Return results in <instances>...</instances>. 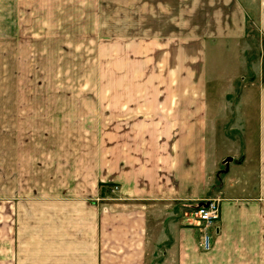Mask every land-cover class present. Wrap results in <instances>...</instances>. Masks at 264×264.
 I'll return each instance as SVG.
<instances>
[{"label":"crops","instance_id":"crops-1","mask_svg":"<svg viewBox=\"0 0 264 264\" xmlns=\"http://www.w3.org/2000/svg\"><path fill=\"white\" fill-rule=\"evenodd\" d=\"M260 2L0 0L12 25L41 10L46 38L106 25L109 74L106 98L46 103V130L0 129V264H262L264 84L232 96ZM209 199L206 230L189 208Z\"/></svg>","mask_w":264,"mask_h":264},{"label":"rangeland","instance_id":"rangeland-1","mask_svg":"<svg viewBox=\"0 0 264 264\" xmlns=\"http://www.w3.org/2000/svg\"><path fill=\"white\" fill-rule=\"evenodd\" d=\"M257 2L261 3L260 0ZM21 13L26 14V11ZM29 14L33 18H19L18 26L12 25V20L6 14L0 19V109L4 113L8 111L7 116H0V129L46 130V103H65L66 99L89 101L95 97L106 98L109 80L107 26L97 27L98 32L94 35H90V32L82 34V40L78 34H68L65 42L66 38L55 34L46 38V17H42L41 10L33 9ZM248 27L251 38L244 60L251 62L253 68L244 69L243 77L236 83L233 97L243 96L251 80L257 79L258 83L264 84V78L255 69L257 46L264 45V35L261 36L254 24L250 23ZM69 28L73 27H67V30ZM79 53L82 57L78 56ZM112 78L111 74L110 80ZM247 92L248 99L257 97L256 87ZM248 108L254 110L253 106ZM217 148L224 149L225 144L217 143ZM111 190L110 186L106 192L110 193ZM189 211H194V217L197 218L196 206L190 207ZM259 259L264 264V249H260Z\"/></svg>","mask_w":264,"mask_h":264},{"label":"built area","instance_id":"built-area-1","mask_svg":"<svg viewBox=\"0 0 264 264\" xmlns=\"http://www.w3.org/2000/svg\"><path fill=\"white\" fill-rule=\"evenodd\" d=\"M195 215L197 219L201 222L204 229L212 226L215 221L219 218V206L217 200L209 199L196 207ZM210 237L207 233H204L201 240V247L203 249H208L210 246Z\"/></svg>","mask_w":264,"mask_h":264},{"label":"trees","instance_id":"trees-1","mask_svg":"<svg viewBox=\"0 0 264 264\" xmlns=\"http://www.w3.org/2000/svg\"><path fill=\"white\" fill-rule=\"evenodd\" d=\"M99 186H100V194L103 195L104 192L107 191V188L110 187L111 185L106 183H100Z\"/></svg>","mask_w":264,"mask_h":264},{"label":"water","instance_id":"water-1","mask_svg":"<svg viewBox=\"0 0 264 264\" xmlns=\"http://www.w3.org/2000/svg\"><path fill=\"white\" fill-rule=\"evenodd\" d=\"M226 161H228V160H230V157H226V159H225Z\"/></svg>","mask_w":264,"mask_h":264}]
</instances>
